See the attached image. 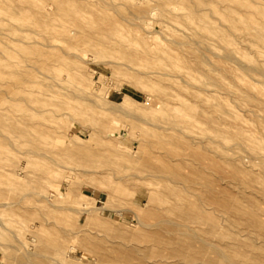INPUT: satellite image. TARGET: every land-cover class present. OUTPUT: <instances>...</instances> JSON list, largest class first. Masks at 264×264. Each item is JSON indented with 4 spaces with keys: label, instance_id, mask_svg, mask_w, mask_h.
<instances>
[{
    "label": "rangeland",
    "instance_id": "1",
    "mask_svg": "<svg viewBox=\"0 0 264 264\" xmlns=\"http://www.w3.org/2000/svg\"><path fill=\"white\" fill-rule=\"evenodd\" d=\"M0 110V264H264V0H0Z\"/></svg>",
    "mask_w": 264,
    "mask_h": 264
},
{
    "label": "bare ground",
    "instance_id": "2",
    "mask_svg": "<svg viewBox=\"0 0 264 264\" xmlns=\"http://www.w3.org/2000/svg\"><path fill=\"white\" fill-rule=\"evenodd\" d=\"M200 6V5H199ZM201 11V10H200ZM74 32V31H73ZM73 32H72V34L71 35H73ZM65 39V38H64ZM69 41H67V42H70V41H72V40H70V39H68ZM74 43V42H73ZM72 43V44H73ZM74 45V44H73ZM199 61V60H198ZM206 63H204V65H205ZM59 66L58 65H53L51 68H49L48 70L51 72V71H54L51 75H45V77L44 78H47L48 80H52V83L49 81V82H47L48 84H47V88L48 89H52L53 87H56V86H59L58 84H57V79L58 78H61V74H60V72H59ZM73 71V70H72ZM178 96V95H177ZM180 97V96H179ZM52 99V98H51ZM49 100V99H48ZM51 101V100H50ZM49 101V102H50ZM183 102V101H182ZM1 112H3L2 110H0ZM231 257H233V256H231ZM226 261V260H225Z\"/></svg>",
    "mask_w": 264,
    "mask_h": 264
}]
</instances>
